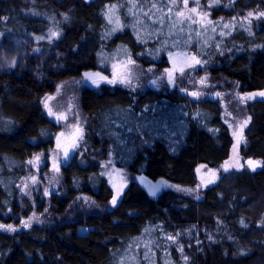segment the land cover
Here are the masks:
<instances>
[{"label":"trees","instance_id":"trees-1","mask_svg":"<svg viewBox=\"0 0 264 264\" xmlns=\"http://www.w3.org/2000/svg\"><path fill=\"white\" fill-rule=\"evenodd\" d=\"M199 3L211 7L208 22L178 15L172 0H0V40L59 33L52 40L58 54L49 57L56 65L41 77L27 67L0 71V264H264V100L247 99L251 119L239 147L262 165L221 178L200 199L172 189L153 196L132 180L113 205L101 165L112 159L149 181L193 186L198 164L216 167L229 157L221 99L152 85L150 75L168 66L171 53L186 51L212 78L241 92L261 89L264 17L255 14L264 13V2ZM116 64L123 65L122 83L80 87L79 147L59 166L57 185L42 183L46 195L38 202L39 211L47 206L64 215L86 194L103 208L8 230L31 210L16 191L27 160L52 149L61 127L46 115L42 98L85 70L109 74ZM219 224L221 233L209 238Z\"/></svg>","mask_w":264,"mask_h":264},{"label":"rangeland","instance_id":"rangeland-1","mask_svg":"<svg viewBox=\"0 0 264 264\" xmlns=\"http://www.w3.org/2000/svg\"><path fill=\"white\" fill-rule=\"evenodd\" d=\"M172 1L178 12L192 21L203 23L211 20V7L209 5L201 7L199 0H194V2L193 0H188L187 6L185 5V0ZM262 1L264 2V0ZM193 9L195 11H192ZM51 33L46 31L39 35L42 39H37V36H31L30 39L22 41L17 39L0 40V71L11 70L14 67H27L34 76L41 77L45 69L51 64L55 66L57 61L49 59V57H55V54H58L52 49V40L55 37L49 39ZM41 42H46L50 46L43 47ZM56 56L59 57V55ZM122 68V64H116L109 74L96 70H85L78 80L66 83L61 82L57 85L54 92L46 94L42 98L41 102L46 115L54 122L60 124L61 127L55 136L54 147L47 150V152L34 154L26 162L25 173L17 183L16 191L19 202L26 198L31 205V210L27 217L21 216L18 218L19 222H11L8 225L14 228L15 231L20 228L28 229L33 225H50L56 221L66 219V217L72 218L78 211L91 212L103 208L86 194H78L64 215L51 213L47 206L42 211H39L38 202L46 195L44 192L48 186L47 184L54 181L57 185L59 178L61 180L58 172L59 166L65 163L79 147L84 119L78 106L80 87L83 85L97 86L92 83L93 80L100 81L99 85L108 83V80L122 83L121 81H124V76H126L123 75ZM86 73L89 75L86 76ZM150 76L153 81H156L155 86H158L157 83L163 85L169 83L171 87L177 86L185 92L196 93L198 96L217 95L221 99L222 119L228 125L232 137L229 157L222 164L216 167L198 164L195 167V185L183 186L164 179L148 180V192L152 194V190L155 188L153 196H157L164 189H172L190 195L195 199H200L205 187L215 184L221 178L228 180L230 179L229 175L232 173L242 170L244 167H249L245 164L246 159L260 162V165L255 169L262 165L260 159L243 157L239 153V147L244 141L245 130L249 123L243 128L242 132L241 125L250 117L244 107L248 102L243 95L244 92L239 91L235 85L222 78H212L205 64L193 53L186 51L171 53L168 57V66ZM101 77H106L107 80H101ZM170 79L172 83L169 82ZM150 84L154 85L152 82ZM261 90L264 91V87ZM210 91L211 93H208ZM241 136L243 139H240ZM226 163L232 165L228 171L224 170ZM101 165L114 196L118 192L121 195L129 182L137 177V175L130 174L125 168L116 166L112 159L102 161ZM238 165H243V167H238ZM249 168L252 169L251 167ZM42 183L47 186L42 187ZM23 208L24 206L21 204V209ZM30 218L33 219L30 220ZM22 221L29 222V227H24L21 223ZM221 227L220 224L216 228L214 227L209 234V238L214 237L215 234H220ZM80 231H85V228H80Z\"/></svg>","mask_w":264,"mask_h":264},{"label":"snow or ice","instance_id":"snow-or-ice-1","mask_svg":"<svg viewBox=\"0 0 264 264\" xmlns=\"http://www.w3.org/2000/svg\"><path fill=\"white\" fill-rule=\"evenodd\" d=\"M187 3H188V0H185V5H186V6H187ZM192 11H195V9H193ZM178 15H181V14L178 13ZM255 15L257 16V18H259V17H264V13H257V14H255ZM253 16H254V13H252V12H249V13H248V17H253ZM2 19H5V20H6L7 17H3ZM58 35H59V33H57V32H52L51 35H50V37H49V39H51L52 37H56V36H58ZM37 39H42V37H38ZM13 63H15V62L13 61ZM197 63H199V61H197ZM85 75L88 76L89 74L86 73ZM101 80H107V78H106V77H101ZM107 82L110 83V84H115L117 81H115V80H108ZM121 82H123V81H121ZM169 82L172 83V80L170 79ZM92 83H93V84H96V85L98 86L99 83H100V81H98V80H93ZM153 83L155 84L156 81H153ZM192 95H197V94H196V93H192ZM255 96H261V97H264V91H261V92H259V93H251V94H248V95H247V99H253ZM242 99H243V98H242ZM50 114H51V113H50ZM250 119H251V118L249 117L247 120H245V121L243 122V124L241 125V132H242L243 128L247 126V124L249 123V120H250ZM240 139H243V137L241 136ZM66 156H67V153H66ZM37 159H38V158H37ZM30 163H31V162H30ZM246 163H247V165H248L249 167H251L253 170H255V168L258 167V166L260 165V162H259V161H253V160H248V161H246ZM231 166H232V165H229V164L226 163V165L224 166V170H225V171H228L229 167H231ZM238 167H243V165H238ZM213 175H215V174H213ZM209 183H211V181H209ZM152 194H153V195L155 194V188L152 190ZM119 195H120V193L118 192L117 195L113 197V199H112V204H113V205H115V204L117 203V199H118ZM31 219H33V218H30V220H31ZM21 223H22V225H23L24 227H29V222H24V221H22ZM241 223H243V221H241ZM8 230H10V231H15V229L12 228L11 226H8ZM170 239H172V237H170ZM185 260H187V257H185Z\"/></svg>","mask_w":264,"mask_h":264},{"label":"water","instance_id":"water-1","mask_svg":"<svg viewBox=\"0 0 264 264\" xmlns=\"http://www.w3.org/2000/svg\"><path fill=\"white\" fill-rule=\"evenodd\" d=\"M261 91H263V90H261V89H255V90H251V91H245L244 92V97H246L247 98V95L248 94H251V93H259V92H261ZM250 101H254V100H264V97H261V96H255L253 99H249ZM248 160H252V159H246L245 160V164L247 165V163H246V161H248ZM254 161V160H253ZM134 181L137 183V184H139V185H141L142 187H147L148 186V179L143 175V174H140V175H138L135 179H134Z\"/></svg>","mask_w":264,"mask_h":264}]
</instances>
